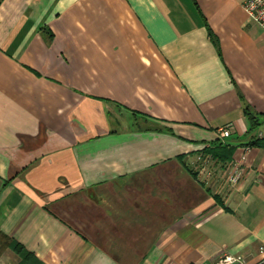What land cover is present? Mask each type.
Listing matches in <instances>:
<instances>
[{
    "label": "crops",
    "instance_id": "obj_1",
    "mask_svg": "<svg viewBox=\"0 0 264 264\" xmlns=\"http://www.w3.org/2000/svg\"><path fill=\"white\" fill-rule=\"evenodd\" d=\"M244 1L0 0V264H257L264 31Z\"/></svg>",
    "mask_w": 264,
    "mask_h": 264
},
{
    "label": "built area",
    "instance_id": "obj_2",
    "mask_svg": "<svg viewBox=\"0 0 264 264\" xmlns=\"http://www.w3.org/2000/svg\"><path fill=\"white\" fill-rule=\"evenodd\" d=\"M243 7L249 18L257 23L264 31V0H245ZM230 135L231 131L229 127H223L218 130V137L220 139H225ZM243 172L244 170L239 163L234 164L227 175V181L231 184H236L242 177ZM208 173L209 171L207 167L202 165L200 168V174L205 176ZM258 256L257 264H264V246L259 248ZM217 264H247V262L242 255L224 252L218 258Z\"/></svg>",
    "mask_w": 264,
    "mask_h": 264
},
{
    "label": "trees",
    "instance_id": "obj_3",
    "mask_svg": "<svg viewBox=\"0 0 264 264\" xmlns=\"http://www.w3.org/2000/svg\"><path fill=\"white\" fill-rule=\"evenodd\" d=\"M207 28H208V34H209L210 39L214 43H217L212 30L210 29L209 26H207ZM244 112L250 122L251 131H255L257 127L261 125L259 114H256L255 112H253L250 109V107L246 105L245 103H244ZM155 130L156 131H166V132L171 133V130L166 127H159V128H156ZM249 145H257V146L264 147V138H259L258 136L255 135L253 137V140L249 143ZM233 151H234V146L228 143H225V144L219 143L217 146L213 148L205 149L206 154L211 155V157L215 159L217 162H224V163L231 161ZM13 248L20 253L23 252V247L16 242L13 243Z\"/></svg>",
    "mask_w": 264,
    "mask_h": 264
}]
</instances>
